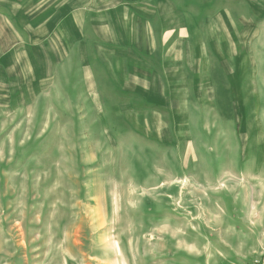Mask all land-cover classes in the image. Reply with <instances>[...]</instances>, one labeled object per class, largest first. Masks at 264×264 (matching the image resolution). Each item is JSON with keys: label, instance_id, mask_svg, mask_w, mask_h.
<instances>
[{"label": "rangeland", "instance_id": "374dc122", "mask_svg": "<svg viewBox=\"0 0 264 264\" xmlns=\"http://www.w3.org/2000/svg\"><path fill=\"white\" fill-rule=\"evenodd\" d=\"M264 264V0H0V264Z\"/></svg>", "mask_w": 264, "mask_h": 264}, {"label": "built area", "instance_id": "2783aa9c", "mask_svg": "<svg viewBox=\"0 0 264 264\" xmlns=\"http://www.w3.org/2000/svg\"><path fill=\"white\" fill-rule=\"evenodd\" d=\"M253 264H259V262H258V261H256V262H254Z\"/></svg>", "mask_w": 264, "mask_h": 264}]
</instances>
